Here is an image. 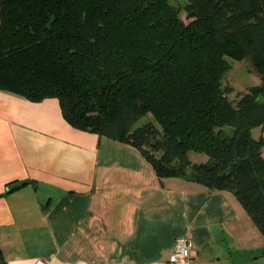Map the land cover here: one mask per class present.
Here are the masks:
<instances>
[{
    "label": "trees",
    "instance_id": "1",
    "mask_svg": "<svg viewBox=\"0 0 264 264\" xmlns=\"http://www.w3.org/2000/svg\"><path fill=\"white\" fill-rule=\"evenodd\" d=\"M184 2L0 0V91L57 99L71 127L134 148L159 179L230 193L264 236V0ZM229 57L261 80L236 102Z\"/></svg>",
    "mask_w": 264,
    "mask_h": 264
},
{
    "label": "crops",
    "instance_id": "2",
    "mask_svg": "<svg viewBox=\"0 0 264 264\" xmlns=\"http://www.w3.org/2000/svg\"><path fill=\"white\" fill-rule=\"evenodd\" d=\"M178 239L189 264H264L230 193L159 179L134 148L71 127L57 99L0 91V264H169Z\"/></svg>",
    "mask_w": 264,
    "mask_h": 264
},
{
    "label": "rangeland",
    "instance_id": "3",
    "mask_svg": "<svg viewBox=\"0 0 264 264\" xmlns=\"http://www.w3.org/2000/svg\"><path fill=\"white\" fill-rule=\"evenodd\" d=\"M169 1L180 6H183L185 3V0ZM180 17L184 20L185 13L181 12ZM227 60L230 63V69L223 75L221 86L222 88L228 90V99L236 102L245 93H248L250 88L258 86L261 80L255 64L249 59H236L229 57ZM147 120H151V116L149 114L140 120L139 125L144 124ZM262 134H264V129L257 128L253 130V136L255 138L259 137ZM188 157L192 163L205 162L207 159L205 155L193 152H189Z\"/></svg>",
    "mask_w": 264,
    "mask_h": 264
},
{
    "label": "built area",
    "instance_id": "4",
    "mask_svg": "<svg viewBox=\"0 0 264 264\" xmlns=\"http://www.w3.org/2000/svg\"><path fill=\"white\" fill-rule=\"evenodd\" d=\"M190 244L186 239H178L175 242L172 253L168 258L169 264H189L190 263ZM34 264H45L42 261H36Z\"/></svg>",
    "mask_w": 264,
    "mask_h": 264
},
{
    "label": "water",
    "instance_id": "5",
    "mask_svg": "<svg viewBox=\"0 0 264 264\" xmlns=\"http://www.w3.org/2000/svg\"><path fill=\"white\" fill-rule=\"evenodd\" d=\"M17 187V184H11L10 186H8L7 188H6V190L7 191H10V190H12V189H14V188H16Z\"/></svg>",
    "mask_w": 264,
    "mask_h": 264
}]
</instances>
